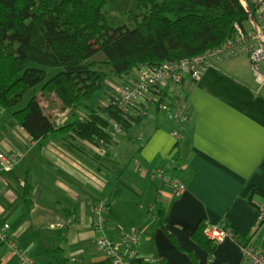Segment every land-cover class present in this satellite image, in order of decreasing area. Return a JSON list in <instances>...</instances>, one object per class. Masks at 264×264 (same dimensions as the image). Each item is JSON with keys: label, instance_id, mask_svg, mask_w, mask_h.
I'll return each mask as SVG.
<instances>
[{"label": "crops", "instance_id": "obj_1", "mask_svg": "<svg viewBox=\"0 0 264 264\" xmlns=\"http://www.w3.org/2000/svg\"><path fill=\"white\" fill-rule=\"evenodd\" d=\"M140 72L110 76L106 101L95 111ZM156 91L136 102L131 114L142 118L120 125L121 132L108 120L105 155L97 141L72 131L34 140L13 107H0V153L17 157L12 171H0V225H10L8 241L0 242V264H27L10 241L35 264L105 261L93 228L98 200L107 201L111 241L120 243L133 228L141 232L139 244L120 247L131 264H241V240L264 208V87L249 56L210 67L197 81L187 76L165 88V96ZM42 103L59 125L73 120L54 96ZM93 110L86 103L76 117ZM175 131L181 134L175 137ZM172 157L177 170L154 177ZM175 181L186 186L179 196ZM208 225L236 237L215 244L203 234ZM260 231L256 239L264 244V223Z\"/></svg>", "mask_w": 264, "mask_h": 264}, {"label": "trees", "instance_id": "obj_2", "mask_svg": "<svg viewBox=\"0 0 264 264\" xmlns=\"http://www.w3.org/2000/svg\"><path fill=\"white\" fill-rule=\"evenodd\" d=\"M137 2L141 12L117 22L105 12L107 0H0V107L18 105L28 90L43 83L42 95H55L74 118L59 125L33 96L13 115L34 140L72 131L81 139L108 141V118L100 112L123 126L142 118L113 104L85 119L76 117L110 76L200 55L232 38L235 23L248 20L241 0ZM48 67L62 70L45 81Z\"/></svg>", "mask_w": 264, "mask_h": 264}, {"label": "built area", "instance_id": "obj_3", "mask_svg": "<svg viewBox=\"0 0 264 264\" xmlns=\"http://www.w3.org/2000/svg\"><path fill=\"white\" fill-rule=\"evenodd\" d=\"M248 20L243 23H235V34L222 45L208 50L192 58H185L180 61H164L158 65L145 66L137 78L126 83L119 91L116 98L112 99L110 104L117 105L124 112H132L136 102L143 98L152 90H165L168 86L182 83L185 77L189 76L191 80L197 81L203 72L218 65L219 63L240 55H248L252 70L258 79L259 88L264 87V72L261 69V63L264 62V0H241ZM180 122L184 119L183 111L177 114ZM117 132L123 130L113 119H108ZM180 131H175L174 136L178 137ZM100 148L98 153L105 155L107 152L106 141H98ZM17 161V157L0 153V171H12ZM177 161L172 157L167 165L154 172V177H163L165 171L177 170ZM175 196L181 195L186 186L175 181L172 184ZM107 207L106 200H98L95 205V216L93 218V228L95 240L98 247L104 252L111 264H131L120 252L121 245L130 247L140 243L142 235L137 229L123 234L120 243H114L106 233L105 212ZM264 223V208L258 217V223L254 231L247 238L241 240L242 259L241 264H264V244L257 241L256 236L260 234V229ZM9 224L0 225V242L8 241ZM204 236L215 244L222 243L230 237L236 235L221 226H206L203 232ZM10 246L16 251L21 259L27 264H35L34 261L25 252L19 249L13 241Z\"/></svg>", "mask_w": 264, "mask_h": 264}, {"label": "rangeland", "instance_id": "obj_4", "mask_svg": "<svg viewBox=\"0 0 264 264\" xmlns=\"http://www.w3.org/2000/svg\"><path fill=\"white\" fill-rule=\"evenodd\" d=\"M105 12L108 15V17H110L111 19L117 20V22H125V21H127L129 12L140 13L141 9L138 5L137 0H107V3L105 5ZM28 66L29 67H37L38 65L34 62H29ZM261 66H262V69L264 70V62L261 63ZM45 70L47 71V76H46L45 81H47L50 78H52L54 75L59 73L62 70V68H60V67H48V68H45ZM42 85H43V83L39 84L38 86H36L33 89L28 90L24 94L22 101L17 106L13 107L12 109L18 110V109L25 107L33 96H37L38 98H41V96H42L43 98L41 99V101L48 103L49 98L51 96L55 97V95H51L49 97H47V96L44 97L41 93V86ZM107 94H108L107 88H103L102 90L95 93L94 96L92 97V99L89 100L87 103L90 104L91 106H93V109L95 110V109H97V106L99 104H102L103 102L106 101L105 99L107 97ZM57 100H58V98H57ZM58 102L61 104L60 100H58ZM63 109L70 111V109H68V108L67 109L63 108ZM62 114H63V111H61L59 109L55 112V115L59 118H60V115H62Z\"/></svg>", "mask_w": 264, "mask_h": 264}]
</instances>
